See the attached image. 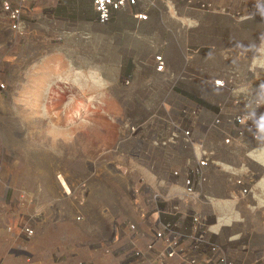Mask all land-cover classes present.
Segmentation results:
<instances>
[{"label": "rangeland", "instance_id": "374dc122", "mask_svg": "<svg viewBox=\"0 0 264 264\" xmlns=\"http://www.w3.org/2000/svg\"><path fill=\"white\" fill-rule=\"evenodd\" d=\"M30 2L21 29L6 31V45L0 33V146L9 161L0 173V225L19 236L0 240L7 246L0 264H119L109 250L124 235L110 236L117 219L134 215L126 186L149 180L150 162L175 163L140 156L144 146L135 141L140 122L161 114L167 84L152 72L150 55L175 60L193 40L243 45L263 88L264 22L257 17L264 0H140L148 16L138 24L124 12L98 24L88 0L58 8L56 0ZM193 59L222 65L216 51L201 47ZM153 147L148 155L164 154ZM256 209L264 222V203Z\"/></svg>", "mask_w": 264, "mask_h": 264}, {"label": "built area", "instance_id": "2783aa9c", "mask_svg": "<svg viewBox=\"0 0 264 264\" xmlns=\"http://www.w3.org/2000/svg\"><path fill=\"white\" fill-rule=\"evenodd\" d=\"M30 1L0 0L9 29H21ZM88 3L98 24L121 12L135 24L148 16L140 0ZM216 45L193 40L175 60H167L162 52L150 55L152 72L167 83L165 94L158 98L161 114L140 122L141 136L135 141L144 146L142 154H129L175 163L164 169L150 162L151 180L140 178L126 186L134 215L117 219V232L110 236L118 241L124 235L122 244L109 250L119 264H264L256 173L248 167L236 172L218 165L240 159L264 141V87L248 62L253 52L243 45ZM200 47L216 51L222 65L194 64L196 57L188 60ZM233 58L241 65L234 64ZM181 59L191 65L185 68ZM149 145L164 154L148 155L147 151L153 152ZM215 200L228 201L238 217L218 215ZM242 208L250 218H245ZM31 232L30 227L22 228L25 236Z\"/></svg>", "mask_w": 264, "mask_h": 264}, {"label": "crops", "instance_id": "0c3cea01", "mask_svg": "<svg viewBox=\"0 0 264 264\" xmlns=\"http://www.w3.org/2000/svg\"><path fill=\"white\" fill-rule=\"evenodd\" d=\"M56 1L58 2L54 4L55 8H58L60 5L61 6L63 5L62 3L63 0H56ZM52 8H53V5L49 4L48 6H46L45 9L51 10ZM257 18L259 21L264 22L263 15L258 16ZM260 23L259 25H261ZM257 27L259 26H250V28L254 32L258 31ZM8 30L9 28L6 23L3 25H0V33L2 34L1 35L2 37L4 36V40H5L4 43L0 42V44L3 43V45L4 44L6 45L7 43L6 42V39H7L6 31ZM3 150L4 148L0 146V173H1L2 167L8 166L6 164H8L9 162L8 154L4 153ZM261 160H264V141H261L260 143H256L255 147L251 148L248 153L241 154L240 159H230V160H223V161L218 162L219 167L226 171H236L237 172V171H240L241 169H244L245 167H248L255 171L257 180H259L258 182H256L257 191H259V196L257 197V202H258L257 204L264 203L263 201L264 200L263 199V196H264V163ZM258 161L260 162L258 163ZM6 203L8 205H11L8 202ZM213 207L218 212V215L224 216L225 218L238 217L237 213L231 209L229 202L226 200L213 201ZM0 209H4V206H1V204H0ZM241 210L242 212L244 211L243 215L245 216V218L251 217V214L246 212L244 208H242ZM3 214L5 215L6 218H8L7 220H11L13 217H15L14 213L11 214L9 212H4L2 213V215ZM27 227H30V226L27 225ZM0 233H1L0 240H7L11 242V241H15L19 237L18 234L13 229L6 227L5 224L0 225ZM46 235L47 234H44V240H45ZM36 241L37 240L35 236V239L31 241L32 248H35V246L37 245ZM0 246H1L0 253L2 252L3 254V252L7 251V246H2V245Z\"/></svg>", "mask_w": 264, "mask_h": 264}]
</instances>
